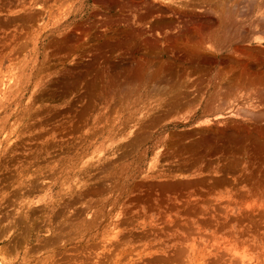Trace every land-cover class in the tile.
<instances>
[{"label":"rangeland","instance_id":"obj_1","mask_svg":"<svg viewBox=\"0 0 264 264\" xmlns=\"http://www.w3.org/2000/svg\"><path fill=\"white\" fill-rule=\"evenodd\" d=\"M257 1L0 0V264H264Z\"/></svg>","mask_w":264,"mask_h":264},{"label":"bare ground","instance_id":"obj_2","mask_svg":"<svg viewBox=\"0 0 264 264\" xmlns=\"http://www.w3.org/2000/svg\"><path fill=\"white\" fill-rule=\"evenodd\" d=\"M223 1H224V0H223ZM227 1H228V0H227ZM220 4H222V3H220ZM239 4H242V3H239ZM239 4H238V5H239ZM238 5H237L236 9L238 8ZM263 5H264V0H258V1L255 2L253 5H252V4H251V5L248 4L247 6H246V5H243V7H244L247 11H249V12L251 13V12H254V11H256V10H259L261 7H263ZM223 6H224V3H223ZM225 6H226V5H225ZM233 6H235V4H234ZM243 7H241V8H243ZM241 8H240V9H241ZM228 10H229V9H228ZM233 10H234V7H233ZM233 10H232V11H233ZM241 10H242V9H241ZM237 11H238V10H237ZM244 11H245V10H244ZM247 11H246V13H247ZM238 12H239V11H238ZM241 12H242V11H241ZM244 13H245V12H244ZM254 13H255V12H254ZM225 14H226V12H225ZM231 14H232V13H231ZM233 14H234V13H233ZM228 15H229V14H227V16H228ZM249 15H250V14H249ZM252 16H253V15H252ZM225 17H226V16H225ZM231 17H234V16L231 15ZM231 17L229 16V18H230L231 21H230V22H227V23H228V24L230 23L229 25L232 24V28H233V26H236L238 23L235 24L236 22L234 23V20L231 19ZM253 18H254V17H253ZM225 19H228V18L226 17ZM248 19H249V18H248ZM228 20H229V19H228ZM251 20H252V19H251ZM257 20H260V19H258V17H257ZM223 21H224V20H223ZM249 21H250V20H249ZM253 21H254V20H253ZM241 22H242V21H241ZM241 22H239V26L241 25V24H240ZM250 22H251V21H250ZM250 22H249V23H250ZM221 23H222V22H221ZM225 23H226V21H225ZM227 23H226V24H227ZM243 23H244V21H243ZM245 23H246V22H245ZM249 23H248V26L251 25V26H249V27H251V28L253 27L252 25H255L253 22H252V24H251V23L249 24ZM233 24H235V25H233ZM259 24H261V23L259 22ZM259 24H258V27H260ZM220 25H221V24H220ZM223 25H224V24H223ZM223 25H222V27H224ZM242 25H243V24H242ZM262 25H263V24H262ZM227 26H228V25H227ZM227 26H225L226 28H223V30L221 29V30H222V35H223V37L225 36V33L227 34V33L233 31V30L230 31L231 26H230V28L228 27L229 30L227 29ZM237 26H238V25H237ZM239 26H238V27H239ZM243 26H244V25H243ZM243 26H242V27H243ZM256 26H257V22H256ZM238 27H236V29H237ZM240 27H241V26H240ZM240 27H239V28H240ZM242 27H241V28H242ZM261 27H262V26H261ZM239 28H238L237 30H239ZM241 28H240V29H241ZM233 29H234V28H233ZM236 29H235V30H236ZM226 30H227L228 32H226ZM235 30H234L233 32H235ZM237 30H236V32H238ZM241 30H242V29H241ZM241 30H239V32H240ZM219 32H221V31H219ZM246 32H247V31H246ZM220 34H221V33H220ZM236 34H237V33H236ZM227 35H228V34H227ZM227 35H226V36H227ZM234 35H235V34H234ZM232 36H233V35H232ZM212 37H213V36H212ZM215 37H217V36H215ZM219 37H220V35H219ZM219 37H217V38H219ZM224 38H226V37H224ZM229 38H231V37H229ZM227 39H228V38H227ZM220 40H221V39H220ZM228 40H229V39H228ZM222 43H223V42H222ZM144 78H146V77L144 76ZM227 85H229L228 82H227ZM113 86L115 87V84H114ZM129 86H130V85H129ZM225 86H226V85H225ZM234 86H235V85H234ZM226 87H227V86H226ZM226 87H224V88L226 89ZM112 88H113V87H112ZM154 88H155V87H153V89H154ZM130 89H131V88H130ZM156 89H157V88H156ZM235 89H236V88H235ZM233 90H234V89H233ZM112 92H113V91H112ZM123 93H125V92H123ZM114 95H115V93H114ZM127 95H128V94H127ZM127 95H124V96L126 97ZM125 97H123V98H125ZM128 98H129V97H128ZM100 100H101V99H100ZM263 112H264V111H263Z\"/></svg>","mask_w":264,"mask_h":264}]
</instances>
